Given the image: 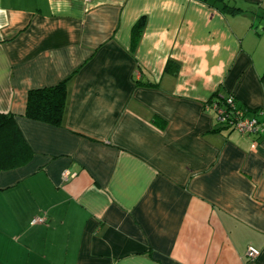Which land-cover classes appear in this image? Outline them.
Wrapping results in <instances>:
<instances>
[{
  "label": "crops",
  "instance_id": "0c3cea01",
  "mask_svg": "<svg viewBox=\"0 0 264 264\" xmlns=\"http://www.w3.org/2000/svg\"><path fill=\"white\" fill-rule=\"evenodd\" d=\"M227 1L0 0V114L33 154L0 173V264H264V133L207 109L264 111V0ZM60 84V127L25 117Z\"/></svg>",
  "mask_w": 264,
  "mask_h": 264
},
{
  "label": "trees",
  "instance_id": "16d2710c",
  "mask_svg": "<svg viewBox=\"0 0 264 264\" xmlns=\"http://www.w3.org/2000/svg\"><path fill=\"white\" fill-rule=\"evenodd\" d=\"M218 9L223 14H239L243 10L230 5L227 0H200ZM143 22H138L132 32L133 44ZM167 64L165 71L169 70ZM66 91L64 84L54 88L30 91L27 96L25 117L52 126L60 127L64 114ZM219 99V98H218ZM217 100V99H216ZM32 152L22 138L11 115L0 114V173L20 168L32 158Z\"/></svg>",
  "mask_w": 264,
  "mask_h": 264
},
{
  "label": "built area",
  "instance_id": "2783aa9c",
  "mask_svg": "<svg viewBox=\"0 0 264 264\" xmlns=\"http://www.w3.org/2000/svg\"><path fill=\"white\" fill-rule=\"evenodd\" d=\"M207 109L211 110L216 117V122L223 129L235 132L239 135H260L264 133V124L260 120V116L264 115V111H258L253 116H248L244 110L239 108L232 97H225L211 102ZM67 179L68 174H64ZM42 218L33 220V224L42 223ZM259 252L253 248H248L246 257L254 260Z\"/></svg>",
  "mask_w": 264,
  "mask_h": 264
}]
</instances>
